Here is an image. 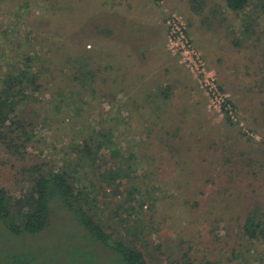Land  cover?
<instances>
[{
  "label": "rangeland",
  "instance_id": "rangeland-1",
  "mask_svg": "<svg viewBox=\"0 0 264 264\" xmlns=\"http://www.w3.org/2000/svg\"><path fill=\"white\" fill-rule=\"evenodd\" d=\"M118 1L0 0V83L29 67L42 85L22 114L37 127L33 139L19 152L0 145V183L15 200L38 175L66 167L79 186L90 187L85 195L96 198L92 213L109 233L145 254L154 253L147 256L149 264H169L184 252L195 264L219 261V254L228 264H238L240 252L263 246L249 245L241 236L222 249L218 237L225 230L217 218L224 208L243 221L256 208L264 212V0H251L241 13L227 9L225 0H163L161 10L151 7L122 16L126 23L138 22L126 24L131 36L137 25H148L147 19L166 7V48L176 64H168L167 83L155 86L168 95L153 100L144 86L120 85L108 77L103 55H96L104 28L111 26L107 23H119L105 12ZM174 15L184 23L236 119L219 113L182 56L170 50L168 20ZM108 132L113 139H104ZM85 141L91 155L81 152ZM100 142L104 146L98 150ZM120 163L134 166L122 172L121 184L117 180L105 187L103 175ZM134 188L132 198L146 205L141 208L132 200L137 213L121 222V214L128 218L124 198ZM15 205L13 201V214ZM50 226L44 234L22 240L1 230L0 255L10 258L15 249L28 247L42 254V262L63 260L68 245L80 239L78 227L63 209L56 210ZM251 255L249 264H256L259 254Z\"/></svg>",
  "mask_w": 264,
  "mask_h": 264
},
{
  "label": "trees",
  "instance_id": "trees-1",
  "mask_svg": "<svg viewBox=\"0 0 264 264\" xmlns=\"http://www.w3.org/2000/svg\"><path fill=\"white\" fill-rule=\"evenodd\" d=\"M251 0H225L226 7L232 12H244L250 5ZM251 25L248 27L250 29ZM39 84V75L26 69H18L14 73H10L0 83V145H6L10 150L19 152L20 148H25L27 143L35 136L37 127L34 123L22 117L26 107L32 101L33 94L41 89ZM104 132V131H103ZM106 133V132H104ZM106 140L113 139L114 133L108 132L103 134ZM86 149L84 154L91 155L90 144L85 141ZM104 146L103 142L98 144V150ZM171 151H178L175 146L170 147ZM232 155L231 153H229ZM82 163V161H80ZM128 164V163H126ZM123 166L121 163L116 164L115 169L110 170L102 177V183L105 187L111 186L120 180L121 184L123 173L125 170L131 172L132 165L129 163ZM249 164V163H247ZM252 165V164H251ZM79 167V166H77ZM97 167V166H96ZM102 170V167H99ZM59 169V170H58ZM46 174H40L34 178L32 186L28 188L27 193L21 194L19 198L13 199L10 192L0 183V233L5 230L13 239L22 240L24 237H38L45 233L51 226L53 214L56 210L63 209L70 218L76 223L79 230V241L68 245L66 255L63 260L48 263L41 261L42 254L28 247H19L12 251L10 258L0 255V264H149L147 256L153 258L154 253L145 254L141 249L132 245L130 242L114 237L102 225V220L97 218L96 213H92L90 206L96 202V198L89 200V188L80 185V180L73 177L65 167L63 170L58 168ZM100 170V171H101ZM73 173V172H72ZM90 186L95 188L93 179H90ZM128 181V180H127ZM99 187H103L100 184ZM119 187V188H118ZM116 188L120 189V186ZM95 191V189H93ZM135 190V191H134ZM131 189L129 198H124V203H129L123 216L119 219L121 222H129L133 215H136V208L133 206L132 200L139 202V206L143 208L146 204L141 203L138 199L132 198L137 191L136 188ZM16 201V212L12 213V203ZM227 201V200H226ZM219 209L221 218L217 221L223 222L225 234H219V243L221 248L226 250L233 246L231 240H237L243 236L247 239V243L252 246H263L260 249L247 247L245 253L240 252L243 256L242 261L238 264H249L251 252L259 254L256 264H264V212L258 208L252 210L243 219L240 216H230L231 208ZM132 211L134 214H132ZM228 218V222L227 219ZM216 219V218H215ZM226 221V223H224ZM220 223V222H219ZM237 227L238 233H235ZM226 242V244H222ZM130 243V244H129ZM15 244V243H14ZM16 245V244H15ZM149 246L148 243H145ZM246 245V243H245ZM17 246V245H16ZM18 247V246H17ZM238 247V246H237ZM104 254L106 258L101 257ZM233 254L237 252L234 247ZM261 254V256H260ZM219 261H207L199 264H228L221 254ZM237 258V255L234 257ZM10 259V261H9ZM169 264H195L189 252H184L180 259Z\"/></svg>",
  "mask_w": 264,
  "mask_h": 264
},
{
  "label": "crops",
  "instance_id": "crops-1",
  "mask_svg": "<svg viewBox=\"0 0 264 264\" xmlns=\"http://www.w3.org/2000/svg\"><path fill=\"white\" fill-rule=\"evenodd\" d=\"M137 2V6L133 7L129 2L127 3V0H120L110 9H105V12L111 15V18H117L119 23H107L111 26L104 28L103 37L98 40L95 48L96 55H103V64H106L104 71L109 72L105 74L117 79L118 84L122 85L126 82V84L141 85V87L144 86V94L149 93L152 96L151 100L163 99L165 95H168L167 90L163 91L162 89L161 91L155 86L167 83L165 72L169 70L168 64H176L175 57L166 48L167 28L163 15L166 12V7L164 6L162 9V14L159 12L160 16H154L152 20L148 18V25H137L138 29L135 34L130 36L126 32V24L131 25L138 22L126 23L122 16H128L137 10L151 7H158L161 10L160 5L163 0H153L152 4H145L144 0H137ZM104 18L108 20L107 16ZM147 84L148 88L145 87ZM150 88L152 89L150 90ZM148 98L149 96H146L145 100Z\"/></svg>",
  "mask_w": 264,
  "mask_h": 264
},
{
  "label": "built area",
  "instance_id": "built-area-1",
  "mask_svg": "<svg viewBox=\"0 0 264 264\" xmlns=\"http://www.w3.org/2000/svg\"><path fill=\"white\" fill-rule=\"evenodd\" d=\"M169 47L175 54L182 56L183 62L191 69L199 84L205 89L207 96L217 104L219 113L236 119L235 111L231 108L227 97L221 92L215 78L209 74L200 55L191 45L186 28L181 18L174 15L168 20Z\"/></svg>",
  "mask_w": 264,
  "mask_h": 264
}]
</instances>
